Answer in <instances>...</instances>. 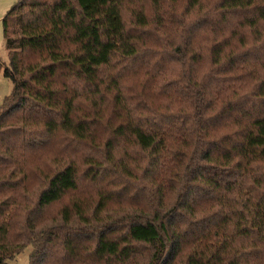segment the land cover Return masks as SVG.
I'll list each match as a JSON object with an SVG mask.
<instances>
[{"label": "trees", "instance_id": "obj_1", "mask_svg": "<svg viewBox=\"0 0 264 264\" xmlns=\"http://www.w3.org/2000/svg\"><path fill=\"white\" fill-rule=\"evenodd\" d=\"M2 25L0 264H264V0H19ZM177 32L204 79L124 67Z\"/></svg>", "mask_w": 264, "mask_h": 264}, {"label": "rangeland", "instance_id": "obj_2", "mask_svg": "<svg viewBox=\"0 0 264 264\" xmlns=\"http://www.w3.org/2000/svg\"><path fill=\"white\" fill-rule=\"evenodd\" d=\"M18 1L19 0H0V62L3 64L8 63V56H7L8 49L5 46V40L3 37L2 21H3L4 17L6 16V14L8 13V11L15 4H17ZM177 9L180 12L182 10V6L180 5L179 7H177ZM183 19H187V21H196V19H197V21H199L200 17L197 18V15L193 14V15L188 16L187 18L183 17ZM11 30L12 29H9V33L11 32ZM204 31H205V29H204ZM184 35L185 34L181 33V32L176 33L175 40L177 42H179L178 45L174 46V47L178 46V48H179L178 52L176 54H172L171 49L169 47V44L175 42V40L173 42H170L168 40L167 41L168 45L165 42H158V44H160L162 46V47H160L161 50L157 51L155 54H153L151 56L147 53L139 54L138 57L134 61H125L123 64L124 67L125 68H131L135 64H137V65L142 64L143 67L141 68V72L144 73V71L146 69H149L151 71L154 63H157L161 67L162 74L160 76L159 83L163 84L162 86H164V83L166 82V80H170L178 72L180 73L178 78L181 76L183 81L187 80L188 75H192L193 77H195L197 82L200 81L201 78H203V77L205 78L207 76V74L209 73V71H211V69L213 68L210 65V60H209V46H206L202 51L197 53L198 55L201 56L200 62L194 63L191 60H189L187 62V51L185 50V46H184V42L187 41V38ZM251 35L252 34L247 33V36L244 39V42L246 44V49L248 50V53L252 55L253 51L257 48L258 44H257V39ZM199 36L204 37L200 34H199ZM9 37H13V35L9 34ZM155 38H154V40H155ZM157 38L163 39V37H161L160 35L157 36ZM142 74H140L137 77H131L129 82H128L129 86L126 84V87L124 89V93L126 95L136 96L135 98L137 101L140 100V98L137 96V94H138L137 91H139L140 87H141V85H139V84H142V82H140ZM12 88H13L12 83L8 79L4 78L3 68H2L0 71V106L3 102V100L7 96L10 95ZM143 96L145 98H149V97H146L145 94H143ZM153 100H154V98L152 99V102H153ZM110 110H111L110 107H108L106 110L104 109V118L101 121V123H103L105 121V119L108 117ZM79 152L82 153L84 156V155L90 153L91 150H88L87 148H81ZM131 156L136 157V155H131ZM136 158L138 159V157H136ZM130 168H131V170H134V166L131 164H130ZM81 172H82V169H81L80 173ZM104 181L108 183V185L106 187V191L116 192V196L120 200L119 204L108 205L111 210L117 209L119 206H128L129 204L134 203V202H132V200L125 198V193L120 190L121 188L124 187V185H127V182H129L128 178H116V180H115L116 186L111 185L109 183L108 178ZM84 182L86 184L84 186V188L86 187V189L81 188L80 195H81V198L86 203L91 204V203L95 202L97 197L99 196L98 192L100 189H98V188L101 187L100 186L101 184L100 185L95 184V186L94 185L90 186L88 184V182H86V180H84ZM137 187H139V186H137ZM146 191H147L146 188H144L143 192H140V189L138 190V188L133 189V190L129 189L128 195L131 198H135L136 195L140 193L138 200L140 203V208H142L149 201V198L147 197ZM103 194H105V193H103ZM30 252H31V247L27 246L19 254H17L12 261H8V264H29Z\"/></svg>", "mask_w": 264, "mask_h": 264}]
</instances>
